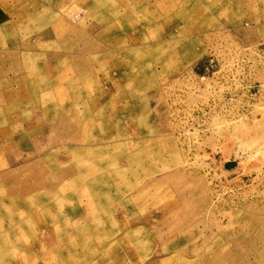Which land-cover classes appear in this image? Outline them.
<instances>
[{"label":"rangeland","instance_id":"1","mask_svg":"<svg viewBox=\"0 0 264 264\" xmlns=\"http://www.w3.org/2000/svg\"><path fill=\"white\" fill-rule=\"evenodd\" d=\"M263 81L264 0H0V264H264Z\"/></svg>","mask_w":264,"mask_h":264},{"label":"built area","instance_id":"2","mask_svg":"<svg viewBox=\"0 0 264 264\" xmlns=\"http://www.w3.org/2000/svg\"><path fill=\"white\" fill-rule=\"evenodd\" d=\"M218 68V60L212 55H210L209 57L205 58V60L202 63V70L204 71V73H208V72H215ZM257 89H259L260 91H262L264 93V81L258 83L257 85Z\"/></svg>","mask_w":264,"mask_h":264}]
</instances>
